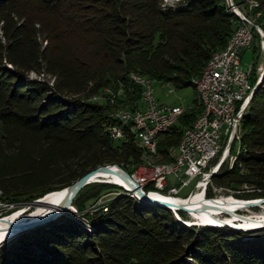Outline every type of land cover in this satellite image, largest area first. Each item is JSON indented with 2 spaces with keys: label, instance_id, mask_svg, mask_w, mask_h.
I'll list each match as a JSON object with an SVG mask.
<instances>
[{
  "label": "trees",
  "instance_id": "obj_1",
  "mask_svg": "<svg viewBox=\"0 0 264 264\" xmlns=\"http://www.w3.org/2000/svg\"><path fill=\"white\" fill-rule=\"evenodd\" d=\"M250 1L264 18V0ZM238 24L226 0H0L1 200L30 205L98 166L145 162L149 153L133 135L120 140L110 132L119 123L110 114L114 107L140 102L131 73L178 88L195 82L197 89L210 57ZM256 42L258 33L254 52ZM31 71L46 77H30ZM111 74L120 91L115 103L94 100ZM203 110L196 97L159 136L157 162L172 159L170 150ZM241 139L234 163H223L212 182L233 189L250 184L251 191L237 196L264 197V77L243 116ZM105 186L121 193L107 212L89 216L92 228L64 213L0 244V264H264V234L187 225L117 184H87L73 201L77 210L93 204ZM206 195L214 197L211 185Z\"/></svg>",
  "mask_w": 264,
  "mask_h": 264
},
{
  "label": "built area",
  "instance_id": "obj_2",
  "mask_svg": "<svg viewBox=\"0 0 264 264\" xmlns=\"http://www.w3.org/2000/svg\"><path fill=\"white\" fill-rule=\"evenodd\" d=\"M231 1L233 7L244 16V24H238L240 34H232L229 48L214 51L219 52L216 65L208 73L198 77L200 85H203V93L210 96L207 116H203V119L193 126L192 131L186 133V138L181 141L178 149L170 150L172 165L168 168L156 170L155 164L142 162L124 168L130 174L129 179L138 183L145 192L179 197L181 190L194 179L195 187L188 196L194 193L196 188L207 191L214 174L219 172L222 164L240 151L242 139L238 134V119L241 113H244L247 90L254 84V67L244 65L243 54L252 47L255 34L258 33L263 59V64L257 67L258 74L264 67V25L258 22L259 11L251 7L250 0L243 4H237L236 0ZM139 77L142 78V98L136 107L126 106V111L113 110L110 113L111 116H118L119 121L113 126V131L120 140H126L133 135L135 140H141V146L143 141H150L151 146L158 150V134L166 133L170 122L176 116H181V111H187L190 105L160 102L155 95L156 80L149 76ZM173 91V88L168 89V93ZM92 98L96 100L97 97ZM132 110H139V122H132ZM233 147H237V150L234 151ZM125 183L115 184L132 190L126 180ZM96 204L93 212L103 211L106 200L99 199Z\"/></svg>",
  "mask_w": 264,
  "mask_h": 264
},
{
  "label": "bare ground",
  "instance_id": "obj_3",
  "mask_svg": "<svg viewBox=\"0 0 264 264\" xmlns=\"http://www.w3.org/2000/svg\"><path fill=\"white\" fill-rule=\"evenodd\" d=\"M231 7H233V2L230 1ZM230 6V5H229ZM234 8V7H233ZM235 9V8H234ZM239 14V17L241 19V24H244V16H242L241 11L236 10ZM261 16V12H259V17ZM234 34H240V27L237 28V30L234 32ZM232 42V37L230 41L227 43V45L223 48H229ZM219 60V52H214L212 56L210 57L208 63L206 64V67H204V70L200 76H203L204 73H208L211 68H213L217 61ZM264 74V67L260 70V75L256 79V83H254L252 86H249V89L247 90L246 98H245V109L244 113H241L238 119V134L241 136L242 134V119L243 116L248 108V105L259 85V83L262 81V77ZM139 76H143L137 73H131V78L134 80L135 83L138 85H142V78ZM197 89H198V97L202 101L204 110L199 116L197 117L194 124L190 127H188L179 141V144L176 146L175 149H178L180 147L181 141L185 140L186 133L192 131V128L194 125H197L198 122H200L203 119V116H207L208 108L210 107V96L208 93H203V85H200V78L197 80ZM142 98V90H141V97ZM192 106V104H190ZM116 112H123L126 111V106L119 107L115 110ZM184 113V111H181V116ZM116 119H118V116H113ZM180 116H176L171 122L170 127L174 125ZM132 122H139V110H132ZM170 127H166V132L169 130ZM111 135L115 139H119V136L117 133H114L113 126L110 128ZM163 133H159L157 137V144L159 136ZM139 145L141 146V140H138ZM142 147L147 150L149 153V158L143 162V164H155L156 170H164L168 168L170 165H172V159L170 161L165 162H157L156 158L154 157V154L156 153V149L151 146L150 141H143ZM172 156V155H171ZM237 155H232V159H236ZM233 164V163H232ZM231 164V165H232ZM110 165V164H107ZM114 167H121L117 164L113 165ZM125 168V167H124ZM108 181L113 183H120L125 185V180L117 173V172H105V171H99L93 176V181ZM125 189V193L137 198L140 201V196L137 192H133L132 190L123 187ZM55 192L50 193L44 197V201H54L55 203H60L61 199L64 197L65 190L59 191V190H53ZM150 195L152 197L165 200L169 202L171 210L176 214L179 210V206L181 203H184L189 210L188 213L190 214L191 218H188L186 221V224H199V225H208V226H224V225H231L233 227H239L240 230H256L257 228L264 227V211L256 212L254 214H243L239 212L243 209H248L252 206H261L264 208V200H257L256 204L249 206L247 204L248 200L250 199H244V198H238L233 195H223V196H216V197H208L206 195L205 189H197L192 193L190 196L184 197V196H171L162 194L159 192H150ZM117 196V195H116ZM209 203L211 206H206L205 204ZM36 211L33 213L27 214L28 212H24L25 208L21 207L15 211H12L7 215L8 219H11V221L17 223V222H27L29 220H34L38 218H44L47 215H49L53 211V207L47 206L45 204L38 205ZM59 206H63L62 202L59 204ZM70 209L75 210L74 206H71ZM104 212L108 211V200H106V206L104 207ZM30 212V211H29ZM61 216V215H60ZM228 223V224H226ZM18 231V228L14 223H7L0 219V239L3 237L10 235L12 233H15Z\"/></svg>",
  "mask_w": 264,
  "mask_h": 264
},
{
  "label": "rangeland",
  "instance_id": "obj_4",
  "mask_svg": "<svg viewBox=\"0 0 264 264\" xmlns=\"http://www.w3.org/2000/svg\"><path fill=\"white\" fill-rule=\"evenodd\" d=\"M164 1L165 2H168V3H176V2H179L181 0H164ZM230 1L231 0H226L227 8L229 10L233 11L235 14H237L239 16V14L237 13L236 9H234L233 7H231ZM245 2H243V3H245ZM243 3H238L237 2V4H243ZM250 3H251V5H253V1H250ZM242 7L244 8V10H246L245 7H244V5H242ZM262 15H263V13H262ZM258 22L263 26L264 25V18H262V16H261L260 18H258ZM255 44L256 45H259L257 42ZM255 48H257V47H255ZM259 49H260V47H259ZM254 53L257 56V59H256L257 67H259L260 65L263 64L261 50H258V48H257V50L254 52V45H252V47L251 48H248L244 52V54H243V63H244V65L246 67L247 66H250V65H253V62L255 60L254 59L255 58L254 57V55H255ZM29 75H30V77H38V78H45L46 77L44 75V73H37L35 71H31ZM259 75H260V72H258L257 78H258ZM110 77H111V81L109 82L110 84H107L100 91L99 94H96V96H97L96 100H99V101H102V102L110 101L111 103H115V100H116L115 98H116V95H117L116 90L117 91H119V90L114 88V85H113L115 83L114 82V80H115L114 75L111 74ZM154 87H155V95H156V97L159 99L160 102H164V103H169V104L180 103V104H183V105H190V104L193 103L194 99L196 97H198V95H197L198 93H197V89H196V86H195V82H193L192 86L178 88V87H176L173 84L168 83V82L155 81L154 82ZM169 88H173L174 91L172 93H168V89ZM119 93H120V91H119ZM91 97H89V98H91ZM118 108L119 107H114L113 110H116ZM233 149L235 151V150H237V147H233ZM232 153H235V152H232ZM234 161L235 160L231 158V159H228L227 162H225V163H229V164L231 163L232 164V163H234ZM109 164L110 165L117 164V165H119V166H121V167L124 168V166H122L121 164H118V163H109ZM125 165L128 166V163L125 164ZM93 182H97V183H107V184L108 183H113V182L102 181V180L101 181H99V180L98 181H93ZM93 182H91V183H93ZM195 182H196V179H194L188 186L184 187L181 190V192L179 193V195L180 196H185L190 191H192L194 189V187H195ZM113 184H115V183H113ZM210 185L212 186L213 191L215 193L214 197H216V196H223V195L224 196L225 195H233L235 197H238L237 195H239L240 192L251 191V189H252V186L250 184L243 185V186L239 187V189H233V188H231L229 186H221V187H219V186H216L213 182ZM119 190L120 189L117 188V187L105 186L101 190L103 192L97 198V200L93 204H91L90 206L85 207V209L82 212H79L77 210V208L75 207L74 203H73V206L75 207V210L67 211L66 213H68V212H74L76 214V217L78 219H80L84 223H86V225L89 228H92V225L90 224L89 216L93 215L94 212H93L92 209L97 206L96 202L99 199L108 200V202H109L112 197L116 196V194H120L121 193ZM196 190H197V188H196ZM0 195H1V190H0ZM238 198H241V197H238ZM244 199H246V198H244ZM254 199H256V198H254ZM14 206L15 205H13V204L8 205L6 202L2 201L1 198H0V216L3 215L2 213L4 211L10 210V209H12V207H13V209L10 210V212L15 211V210L23 207V208H25V211L24 212H28L27 214L33 213L39 207L38 205H32V204L29 205L28 203H27V205L24 204V205L18 206L16 208ZM261 211H264V208H262L261 206H257V207L256 206H252V207H250L248 209H243V210H240L239 209V212H241L243 214H254L256 212H261ZM183 212H184V214H182L180 212V210H179V212H177L176 214L173 212V214L177 217L178 220H180L181 222H183V223L186 224L187 223L186 220L188 218H191V216L188 213V211H184L183 210ZM82 214H85L86 217L82 216ZM187 225H190V224H187ZM192 225H196L197 227L208 226V225H199V224H191L190 226H192ZM224 226L230 227L228 225H224ZM220 227H223V226H220ZM230 228H232V227H230ZM236 230H239V231H242V232H246L245 236H250V235L251 236H259L261 234H264V227L257 228L254 231L253 230H242V229L241 230L240 229H236ZM17 234H19V233H17ZM17 234H15L14 236H16ZM11 238H9V239H11ZM9 239H7V240H9ZM7 240H5V241H7ZM2 243H0V244H2Z\"/></svg>",
  "mask_w": 264,
  "mask_h": 264
},
{
  "label": "water",
  "instance_id": "obj_5",
  "mask_svg": "<svg viewBox=\"0 0 264 264\" xmlns=\"http://www.w3.org/2000/svg\"><path fill=\"white\" fill-rule=\"evenodd\" d=\"M263 77H264V74H263ZM263 77H262V79H263ZM99 171H105V172H111V173L117 172L119 175H121L125 178V180L129 184V186L132 188V190L137 191V193L140 196V201H142L144 203L153 204V205H157V206L166 207V208L171 209L169 202L162 200V199L152 197L150 195V193L145 192L138 183H133L129 179L130 178L129 172H127L123 167H118V166L114 167L113 165H101V166H98V167L88 171L87 173H85L84 175L79 177L77 180H75L72 184L68 185L67 187H64V188L59 190V191L65 190L64 197L61 199V201H59L60 203L62 202V204H63L62 207L59 206L60 203H55L54 201L48 202V201L43 200L46 195L53 193L55 191H50V192L46 193L43 197L35 199L31 203L32 205L45 204L47 206L53 207V211L49 215H47L46 217L38 218V219H34V220H29L27 222L15 223V222L11 221V219H8L7 215L0 216V219L2 221L7 222V223H14L16 225V227L18 228V231H16L15 233H12V234L7 235V236L3 237L2 239H0V243L4 242L5 240H7L11 237H13L17 233H21V232L29 230L31 228H35L37 226L49 223V222L57 219L63 213H66L67 211H71L72 209H70V207L73 206L74 198L76 197L78 192L84 186L93 182V176ZM257 200H264V197L256 198V199H250V200H248L247 204L249 206H252V205L256 204L257 202H259ZM205 205L211 206L209 203H206ZM178 210L187 211L189 209L184 203H181ZM226 224H228V223H226ZM228 226H230L234 229H240L239 227H233L231 225H228Z\"/></svg>",
  "mask_w": 264,
  "mask_h": 264
}]
</instances>
